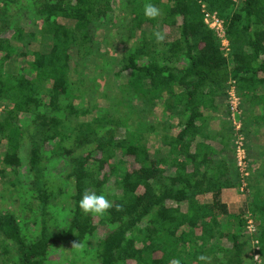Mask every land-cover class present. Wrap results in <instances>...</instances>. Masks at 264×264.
<instances>
[{"label":"trees","instance_id":"16d2710c","mask_svg":"<svg viewBox=\"0 0 264 264\" xmlns=\"http://www.w3.org/2000/svg\"><path fill=\"white\" fill-rule=\"evenodd\" d=\"M145 3L161 15L146 19ZM202 6L224 21L228 53ZM230 82L243 117L263 107L264 131V0H0V200L19 203L0 207V264H76L61 254L77 242L94 264H257L253 241L264 264L263 148L247 198L222 201L239 185ZM86 189L113 208L85 214Z\"/></svg>","mask_w":264,"mask_h":264},{"label":"built area","instance_id":"2783aa9c","mask_svg":"<svg viewBox=\"0 0 264 264\" xmlns=\"http://www.w3.org/2000/svg\"><path fill=\"white\" fill-rule=\"evenodd\" d=\"M202 13L204 14V24L210 29L216 38L220 41V45L226 53L229 52V43L226 37L225 24L217 14L208 12L204 6H202ZM227 95V117L232 132V149H233V161L238 174V189L237 193L245 199L248 196L247 185L248 180L251 177V169L249 167L248 159V144L246 135L244 133V117L241 105L240 96L237 94L234 83H229V88L226 91ZM246 231L248 234H254L256 232V226L250 215L246 217ZM255 253L252 258L253 261L259 263V254L257 241L252 243Z\"/></svg>","mask_w":264,"mask_h":264},{"label":"clouds","instance_id":"9594fccd","mask_svg":"<svg viewBox=\"0 0 264 264\" xmlns=\"http://www.w3.org/2000/svg\"><path fill=\"white\" fill-rule=\"evenodd\" d=\"M143 14L146 19L155 20L161 15V9L152 3H145L143 6ZM153 36L157 43H163L166 39V33L162 30H155ZM79 207L85 214L104 216L113 208V201L103 193L98 194L96 191L86 189L79 201ZM116 209L117 211H121L122 205H116ZM80 246L81 242L73 244V247ZM255 259H259V257L257 256ZM197 261L201 262V264H210V258L205 255L198 256ZM169 264H181V260L173 258L169 261Z\"/></svg>","mask_w":264,"mask_h":264},{"label":"crops","instance_id":"0c3cea01","mask_svg":"<svg viewBox=\"0 0 264 264\" xmlns=\"http://www.w3.org/2000/svg\"><path fill=\"white\" fill-rule=\"evenodd\" d=\"M245 104L246 103H243V105H242L244 108L246 107ZM262 110H263L262 106H254V107H250V110L249 109L246 110V111H248V114H249L248 117H246L244 114V123H245V128H246L245 132H247L246 133L247 134L246 139H247V144H248V159L253 160V163L251 164L252 168H254L253 164H256L257 166H261L260 165V163H261L260 155H258L253 150V148L255 149L254 146L257 147L258 152L260 151L259 147L264 149V131L261 130L260 125L257 128V126L255 124V118H254V117L257 118V117L261 116ZM208 128L214 129L213 134L217 138L218 137V131H219L218 125L212 124L211 122H209V124L205 125V129L207 130ZM251 129H255L256 134L250 135L248 132ZM232 159H233V157H232ZM260 181L264 182V178H262ZM236 194L238 195V193L236 192L235 189H231V190L229 189V190L223 191V193H222L223 203H225L227 206H230V205L233 206V203L235 202L234 197ZM205 198H206V201H210V196L207 195Z\"/></svg>","mask_w":264,"mask_h":264},{"label":"rangeland","instance_id":"374dc122","mask_svg":"<svg viewBox=\"0 0 264 264\" xmlns=\"http://www.w3.org/2000/svg\"><path fill=\"white\" fill-rule=\"evenodd\" d=\"M107 51L109 50L108 52V60H109V64L110 66L113 65V63L116 61V56H117V52L119 50V48H114V49H106ZM5 69L7 72H16V69H17V61L16 59H13L11 62H9L6 66H5ZM25 156L23 158V163L25 165L26 161H27V155H26V149H24V153H23ZM66 172H69L68 168L65 170ZM20 172H24V169H21ZM235 199V202L233 203V205H236V204H241L244 200H245V197H242L241 195H235L234 197ZM62 203V202H61ZM19 206V203L18 202H14L12 204H6L5 202H2L0 200V207L2 208H7L6 210H10L12 208H17ZM61 209H62V205L61 204H57L56 208H55V211L57 213H61ZM25 215L26 217L29 216V213L28 211H25ZM87 246V245H86ZM64 254L62 253L61 255L63 257H66V256H69V257H72V258H66L67 261H71V262H74L76 264H94V261H93V255L91 253V249L88 248V250L81 244L80 247H77L74 249V251H67L66 249H64ZM60 252L58 251L57 254H59ZM56 254V255H57ZM61 256V257H62ZM56 256L52 257L51 259H55ZM64 259V258H63ZM65 262V261H64ZM259 264V263H257Z\"/></svg>","mask_w":264,"mask_h":264}]
</instances>
